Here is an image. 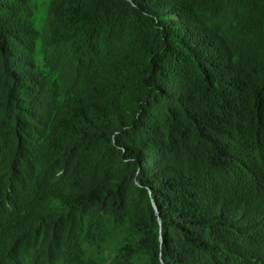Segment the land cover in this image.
I'll list each match as a JSON object with an SVG mask.
<instances>
[{
  "label": "trees",
  "instance_id": "16d2710c",
  "mask_svg": "<svg viewBox=\"0 0 264 264\" xmlns=\"http://www.w3.org/2000/svg\"><path fill=\"white\" fill-rule=\"evenodd\" d=\"M38 11L0 0V264H264V0Z\"/></svg>",
  "mask_w": 264,
  "mask_h": 264
},
{
  "label": "rangeland",
  "instance_id": "374dc122",
  "mask_svg": "<svg viewBox=\"0 0 264 264\" xmlns=\"http://www.w3.org/2000/svg\"><path fill=\"white\" fill-rule=\"evenodd\" d=\"M36 1L39 7V11H38L35 23L38 29L41 30L44 25L45 19H46L47 8L50 3V0H36ZM38 62L40 63L41 66L44 65L42 61V56L40 54L38 55Z\"/></svg>",
  "mask_w": 264,
  "mask_h": 264
}]
</instances>
